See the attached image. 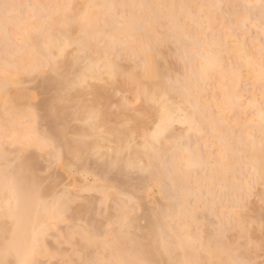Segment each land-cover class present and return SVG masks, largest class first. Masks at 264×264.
I'll return each mask as SVG.
<instances>
[{"label": "snow or ice", "instance_id": "snow-or-ice-1", "mask_svg": "<svg viewBox=\"0 0 264 264\" xmlns=\"http://www.w3.org/2000/svg\"><path fill=\"white\" fill-rule=\"evenodd\" d=\"M0 99V264H264V0H0Z\"/></svg>", "mask_w": 264, "mask_h": 264}, {"label": "bare ground", "instance_id": "bare-ground-1", "mask_svg": "<svg viewBox=\"0 0 264 264\" xmlns=\"http://www.w3.org/2000/svg\"><path fill=\"white\" fill-rule=\"evenodd\" d=\"M17 2H19V0H17ZM25 2H27V0H25ZM32 2H49V0H32ZM157 2H159V0H157ZM165 2H181V0H165ZM5 119H12L14 120L16 123H22L23 121H25L27 119L26 115L24 114H20V115H10V116H6L4 109H3V104H2V99H0V125L3 124ZM0 198H2V193H0ZM146 210V209H145ZM143 210V211H145Z\"/></svg>", "mask_w": 264, "mask_h": 264}, {"label": "rangeland", "instance_id": "rangeland-1", "mask_svg": "<svg viewBox=\"0 0 264 264\" xmlns=\"http://www.w3.org/2000/svg\"><path fill=\"white\" fill-rule=\"evenodd\" d=\"M145 210V209H144ZM142 210L141 209H137V213L139 214ZM145 214L147 213V210L144 211ZM141 223H143V220L141 221Z\"/></svg>", "mask_w": 264, "mask_h": 264}]
</instances>
